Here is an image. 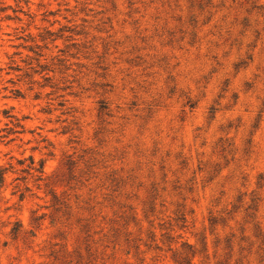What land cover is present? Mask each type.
Masks as SVG:
<instances>
[{"label":"rangeland","instance_id":"obj_1","mask_svg":"<svg viewBox=\"0 0 264 264\" xmlns=\"http://www.w3.org/2000/svg\"><path fill=\"white\" fill-rule=\"evenodd\" d=\"M0 130V264H264V0H0Z\"/></svg>","mask_w":264,"mask_h":264},{"label":"trees","instance_id":"obj_2","mask_svg":"<svg viewBox=\"0 0 264 264\" xmlns=\"http://www.w3.org/2000/svg\"><path fill=\"white\" fill-rule=\"evenodd\" d=\"M5 118L9 119L12 127L7 128L9 130V133H16L19 129H23L20 120L15 118L14 116L9 115L8 111H4ZM1 132V130H0ZM5 138L4 136H0V139ZM29 163L27 165H23L22 161H18V164L22 166L21 168V173H26L27 175L31 174H37L36 175V180L41 181L42 176L44 175V164L40 162L38 166L34 164V161L32 158H28ZM7 169L5 168H0V188L3 186L5 182V174H6ZM27 190V187H26ZM23 198V195H20V199Z\"/></svg>","mask_w":264,"mask_h":264}]
</instances>
